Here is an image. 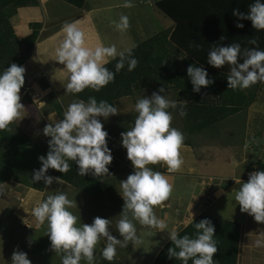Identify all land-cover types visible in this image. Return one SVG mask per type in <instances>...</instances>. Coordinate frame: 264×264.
<instances>
[{"label":"clouds","instance_id":"obj_1","mask_svg":"<svg viewBox=\"0 0 264 264\" xmlns=\"http://www.w3.org/2000/svg\"><path fill=\"white\" fill-rule=\"evenodd\" d=\"M123 6L133 5L131 0H125ZM232 15L238 18L237 28L244 27L239 20L248 19L254 29L264 30V0H254L247 12L233 9ZM114 23L121 32L129 28L126 15H121L119 22ZM62 31L64 37L56 48L55 60L63 64L69 73L66 92L80 93L85 88L98 92L114 81L125 62L128 71L137 66L138 60L133 56L135 45L123 50H118L115 44L90 47L86 33L76 22L65 23ZM249 43L257 45L258 41L252 38ZM117 57L115 71L109 70L106 65L110 59ZM207 63L216 68L225 64L230 66L227 88L242 90L257 82H264V50L259 47L242 49L239 42L221 44L208 52ZM25 72L26 68L16 63L0 72V130L22 117L25 106L21 102L20 91L25 84ZM187 75L194 92H200L202 86L208 87L214 83L202 65H189ZM161 93H165L164 87L154 91L151 96L139 98L135 104L137 116L134 125L120 134L121 145L127 150V158L134 168L125 180H121L122 191H119L124 204L116 228L124 243L110 231L112 221L109 218L96 216L91 224H79V217L71 210L77 203L69 199L66 193L49 195L31 210L38 224L47 222L50 247L61 255V264H80L82 259L93 264L94 250L101 239L107 241L102 256L112 261L117 246L125 247L129 242L138 240L134 220L158 230L167 228L166 222L156 216L153 208L170 197L173 186L165 174L154 171L148 165L163 161L169 172L180 169L184 162L180 154L184 134L171 126L173 113L169 109L179 108L180 116L187 115V111L185 103L178 105L176 100ZM118 113L117 107L108 101L101 99L98 102L96 97L89 96L87 102L77 100L69 104L63 119L56 120L55 116H49L51 123L43 128L44 135L50 137L49 150L46 156L38 157L41 166L33 171L32 181L43 180L45 185H51L53 180L61 183V177L47 174L48 169L66 173L70 170L69 161L78 165L81 176L89 173L97 177L109 174L108 165L113 156L106 139L109 133L100 117L107 120L110 115ZM235 180L240 184L235 201L239 203L241 212L252 215L257 222H264V170L252 172L246 182ZM194 228L196 232L193 236H180L176 230L168 233L173 245L168 249L169 258L175 257L182 264H188L190 259L192 264H215L214 254L218 248L213 223L204 218L194 223ZM256 246L264 247V240L257 239ZM11 264L32 262L26 252L14 250Z\"/></svg>","mask_w":264,"mask_h":264},{"label":"crops","instance_id":"obj_2","mask_svg":"<svg viewBox=\"0 0 264 264\" xmlns=\"http://www.w3.org/2000/svg\"><path fill=\"white\" fill-rule=\"evenodd\" d=\"M124 2L125 0H84L81 6H76L65 0H38L35 5L16 8L10 16L17 39L28 36L33 24L38 27L31 54L21 64L26 68L25 84L20 91L25 109L21 113L22 117L6 128V134L1 140L12 139L17 144H1V168H40L38 157L46 156L49 150L50 137L43 133L45 125L51 123L49 116H55L56 120L63 119L68 105L79 100L72 93L66 92L65 84L69 73L63 64L55 60L56 48L64 37L62 29L65 23L76 22L86 33L90 47L97 44H115L118 50H123L132 45L136 46L159 32H163L168 40L174 22L156 6V0H131L132 7H124ZM121 15H126L129 19V28L123 32L118 30L114 23L119 22ZM248 118L249 126L250 117ZM10 127H13L11 132ZM106 139L114 159L111 168H122L118 159L122 150L118 147L117 138L112 139L109 134ZM243 139L244 142L240 146L242 157L264 161V141L253 140V137L248 135ZM42 148L46 149V152L41 151ZM220 157L225 168L202 166L203 168H194L196 170L180 168L175 172H169L168 169L161 172L173 186L170 197L157 206L158 218L166 222L167 228H151L152 231L146 234L144 243L137 247L141 256L135 257L137 260H134V264H142L140 260L147 258L152 264L159 250L170 240L168 233L172 230L178 232L199 215L237 222L240 227L237 264H264V247L256 246L257 239L264 240V222H257L252 215L241 212L239 203L235 201L236 191L240 188L235 179H240L241 183L246 182L243 178L245 168H237V162L230 164L227 159H223L225 155ZM128 167L134 170L132 166ZM193 171H196L200 178L191 175ZM208 175L215 179L212 186L210 182L205 181L208 180ZM102 178L104 176L96 181L99 182ZM7 183L5 181L4 184ZM34 190L36 189L30 187L25 197H35ZM38 192L43 194V191ZM57 193L54 190L52 195ZM42 194L39 197L41 201L45 200ZM6 214L9 219L10 216L17 219L20 217L16 213ZM2 236L4 235H0L1 243ZM6 248L0 246V264H11L9 255L7 258L2 253ZM42 253L44 260H41L40 254H30L32 264H61V259L56 261L50 252L44 253L42 250Z\"/></svg>","mask_w":264,"mask_h":264},{"label":"rangeland","instance_id":"obj_3","mask_svg":"<svg viewBox=\"0 0 264 264\" xmlns=\"http://www.w3.org/2000/svg\"><path fill=\"white\" fill-rule=\"evenodd\" d=\"M161 34L160 36L150 37L153 40L149 44L151 58L150 61L146 62L147 65L150 64L147 74L139 77L133 85L130 95L120 97L116 101L115 107L119 110L118 114L110 115L107 120L101 119L104 128L110 134V138L116 137L118 140V147L122 150V155L119 154V157H117L122 168L111 169L109 174L99 182L96 179L90 189L84 190L64 181L58 183L56 180H53L51 185H45L43 180L33 182V171L39 168H24L23 164H21L22 168L16 166L15 168H1L3 154L1 144L8 146L9 144H17V142H13L12 139L4 141H1L3 138L0 139V235H4L2 236L3 243L0 242V246L7 247L2 253L7 258L9 255V260H11L14 250L26 252L29 259L31 253H33L31 255L40 254L41 257L42 250L44 253L50 252L53 254L56 261L58 258L61 259V255L50 247L47 222L38 224L36 218L31 215V210L42 202L39 199L42 193L38 191H43L42 196L45 199L56 190L58 193H66L69 199L76 201L77 206L71 210L79 217V224H91L96 216L109 218L112 221L110 231L124 243L116 228L124 204L119 191H122L120 187L121 180H125L134 170L128 167L129 165L133 167V165L127 158V150L121 145L120 134L134 125L137 116L135 111L137 100L143 96H151L154 91H158L161 87L165 89V93L161 94H165L169 99L176 100L178 105L180 103L187 105L191 101L188 93H183L175 83L178 79L177 74H187V67L191 65V62L183 52L178 51L172 43L168 42L164 33ZM181 78L180 76L179 79ZM215 79L221 83L223 92L218 93L215 91L216 89H212L208 94V103L220 102L223 106H231V102H233L238 110L220 118L210 126L187 132L184 116L179 115V108L169 109L173 113L171 126L184 134V143L180 149L184 150V152L180 151L184 162L180 168H193V170L200 167L225 168L226 166L222 164L220 157L225 155L226 157L223 159H227L230 164L237 162V168H245L244 178L248 168L257 165V161H263L260 159L256 161L249 160L242 157L240 146H242L243 138L246 135L252 136L253 140L264 141V82L253 84L242 90L238 88L242 95L237 98L230 96L232 92L229 91L231 88H227L226 75H217ZM250 108L252 112H250ZM248 116L250 117L249 126L247 125ZM12 128L10 127V132ZM235 145L237 146L235 147ZM38 151L39 153L41 151L46 152V149L42 148L41 151ZM113 162L114 159L108 165V168H111ZM148 167L158 172H164L168 169L163 161L150 164ZM53 171L54 169L49 168L47 174L55 177L52 174ZM182 171L184 170L182 169ZM191 175L200 178L196 171H193ZM207 179L209 181H205L210 182L211 186L214 185L215 179L210 175L207 176ZM5 181L8 183L4 184ZM30 187L36 189L34 190L35 197L28 199L25 196ZM157 206H154L153 211L158 217ZM6 213H16L20 217L17 219V217L10 216L9 219ZM129 216L131 218V213H129ZM133 223L136 226L138 240L134 243L129 242L125 247L117 246L115 257L112 261H108L102 256V250L107 241L101 239L94 250L93 264H123L122 262L124 264H134V260H137L135 257L141 256V253L137 252V247L144 243V238L147 233H151L152 227L142 225L138 220H134ZM154 249L156 251L157 246ZM41 260H44V258L41 257ZM140 262L150 264L149 258L141 259ZM80 264H88V262L82 259Z\"/></svg>","mask_w":264,"mask_h":264},{"label":"trees","instance_id":"obj_4","mask_svg":"<svg viewBox=\"0 0 264 264\" xmlns=\"http://www.w3.org/2000/svg\"><path fill=\"white\" fill-rule=\"evenodd\" d=\"M76 6H81L84 0H65ZM254 0H156V6L167 15L173 22L174 27L170 32L168 42L183 52L192 64L203 66L207 69L209 76L214 83L208 87H201L200 92H194L190 78L185 73H179L176 76V85L183 93H188L191 100L186 105L187 116H184L187 132L194 129H202L212 125L220 118L236 112L238 108L231 102V106H223L220 102L214 104L208 103V94L213 89L218 93L223 92L221 83L215 79L217 75H228L230 66L225 64L221 68H216L207 63L208 52L218 45H227L233 42H239L242 49L259 47L264 50V30H256L248 19L239 20L244 24L243 28H237L238 18L232 15L233 9H239L242 12L248 11V6ZM38 0H0V72L4 71L12 63L21 65L31 54L34 41L37 36V24H33L31 33L22 39L15 36L10 16L16 8L35 5ZM163 33V32H161ZM160 32L156 36L162 35ZM155 36V35H154ZM224 37L221 40V37ZM256 38L257 45H252L249 40ZM150 38L147 41L138 44L133 49V56L138 60L134 70L128 71L127 62L115 75L114 81L102 87L98 92L85 88L80 93L73 94L75 98L87 102L89 96L96 97L97 101L103 99L115 106V101L123 96L132 93L133 85L140 76L146 75L150 69ZM119 57L110 60L106 65L109 70L115 71V64ZM241 58V62H242ZM182 77L179 79V77ZM262 83V82H257ZM228 85V83H227ZM231 97L239 98L242 94L237 89H230ZM244 107V106H243ZM242 109V108H241ZM6 134V129L0 130V139ZM70 170L61 173L54 169L53 175L61 177V180L77 188L84 190L90 189L94 181L102 176H93L86 174L81 176L78 171V165L74 161H69ZM259 170H264V161H257ZM112 168H109V172ZM208 218L215 227L214 239L217 241V252L214 254L215 264H237V254L239 245V224L235 221L221 220L205 215H199L189 224L178 231L180 236L188 234L193 236L196 232L194 223L201 219ZM172 241L166 242L155 256L152 264H182V261L175 257L169 258L168 249L172 247ZM192 264V260L188 261Z\"/></svg>","mask_w":264,"mask_h":264},{"label":"built area","instance_id":"obj_5","mask_svg":"<svg viewBox=\"0 0 264 264\" xmlns=\"http://www.w3.org/2000/svg\"><path fill=\"white\" fill-rule=\"evenodd\" d=\"M254 171H259V168L257 165H253L252 167L248 168V170H246L245 174H244V179L248 180L249 175L254 172Z\"/></svg>","mask_w":264,"mask_h":264}]
</instances>
